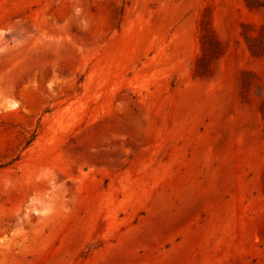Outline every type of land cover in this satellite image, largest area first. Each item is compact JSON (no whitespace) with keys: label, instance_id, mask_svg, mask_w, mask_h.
I'll list each match as a JSON object with an SVG mask.
<instances>
[{"label":"rangeland","instance_id":"rangeland-1","mask_svg":"<svg viewBox=\"0 0 264 264\" xmlns=\"http://www.w3.org/2000/svg\"><path fill=\"white\" fill-rule=\"evenodd\" d=\"M0 264H264V0H0Z\"/></svg>","mask_w":264,"mask_h":264}]
</instances>
